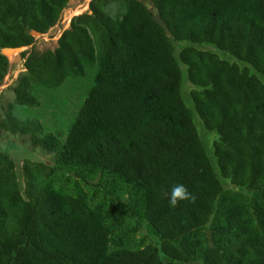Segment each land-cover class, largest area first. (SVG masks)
<instances>
[{"label": "trees", "instance_id": "16d2710c", "mask_svg": "<svg viewBox=\"0 0 264 264\" xmlns=\"http://www.w3.org/2000/svg\"><path fill=\"white\" fill-rule=\"evenodd\" d=\"M69 1L0 0L15 103L91 73L63 131L0 119L52 156L0 148V264H264V0H90L42 50Z\"/></svg>", "mask_w": 264, "mask_h": 264}, {"label": "rangeland", "instance_id": "374dc122", "mask_svg": "<svg viewBox=\"0 0 264 264\" xmlns=\"http://www.w3.org/2000/svg\"><path fill=\"white\" fill-rule=\"evenodd\" d=\"M90 0H70L68 7L62 13L60 21L55 24L48 32L43 35L37 36V44L42 50L51 49L55 45V40L58 38L60 32L67 27L72 16L84 11L88 7ZM109 12L111 14L115 11V4L109 5ZM33 35V34H32ZM187 42L178 43L179 46L186 45ZM199 48H209L214 52L223 55H227L224 52H219L217 48L211 44L195 45ZM22 49V48H21ZM21 51V50H19ZM19 51L14 53L3 52V48L0 49V119L6 116L7 112L13 113L14 116L24 119L30 117L39 120L45 127V130H56L60 128L56 127L55 121L59 116L62 119H69L76 111L82 94L87 90L90 84V71L84 78L69 79L61 84L58 88L54 89H33L35 97L38 99L39 104L37 107H27L23 104L15 103L16 92L14 91L15 80L24 71L22 65V58ZM177 53V52H176ZM188 90V89H187ZM196 127L201 126L197 118H194ZM202 127V126H201ZM66 127H63L65 129ZM60 128L61 131H63ZM203 130H205L202 127ZM200 130L202 137L210 147L215 135L209 134ZM61 135V134H60ZM62 137V136H61ZM0 144L1 149H5L7 154L12 155L16 159L17 163L21 164L24 157L37 156V159L51 160L52 156L47 154L46 151L40 149L37 146L31 144L29 136L19 133H11L10 131L0 130ZM210 150V149H209ZM212 152V151H211Z\"/></svg>", "mask_w": 264, "mask_h": 264}, {"label": "clouds", "instance_id": "9594fccd", "mask_svg": "<svg viewBox=\"0 0 264 264\" xmlns=\"http://www.w3.org/2000/svg\"><path fill=\"white\" fill-rule=\"evenodd\" d=\"M39 35L40 34H38L37 36H39ZM33 36H36V35H33ZM22 49H23V47H22ZM164 195L167 197L168 204L171 207H175L178 201H184V200H189L190 201V200H193L195 198L187 190V188L185 187L184 184L171 185L170 188H169V191L164 193Z\"/></svg>", "mask_w": 264, "mask_h": 264}, {"label": "water", "instance_id": "95a60500", "mask_svg": "<svg viewBox=\"0 0 264 264\" xmlns=\"http://www.w3.org/2000/svg\"><path fill=\"white\" fill-rule=\"evenodd\" d=\"M31 34H33V35H38L39 33L37 32V31H35V30H32L31 31ZM19 50H21V47H15V48H3V52H9V53H14V52H16V51H19Z\"/></svg>", "mask_w": 264, "mask_h": 264}]
</instances>
